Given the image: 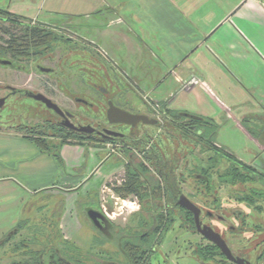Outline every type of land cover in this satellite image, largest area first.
<instances>
[{"label":"crops","instance_id":"1","mask_svg":"<svg viewBox=\"0 0 264 264\" xmlns=\"http://www.w3.org/2000/svg\"><path fill=\"white\" fill-rule=\"evenodd\" d=\"M22 1L23 7L12 9L16 4L8 0V10L37 20L15 10H35L41 0ZM47 3L51 10L86 12L87 17L108 12L104 16L109 17L108 22L96 30L102 40L95 49L108 55L106 60L114 75H122L119 81L113 80L115 91L121 89L118 82H125L144 99L156 101L175 115L213 120L218 125L215 146L228 154H235L229 147L240 152L243 146H231V140H224L227 130L233 134L232 140L246 137L256 148L262 146V130L250 133L243 121L248 118L264 123V0ZM85 149L67 144L57 158L42 151L29 137L0 132V241L8 233L18 230L17 235L22 230L19 216L30 197L40 192L64 191L69 204L59 216L61 228L70 222L67 214L71 207L74 211L77 192L88 184L89 176L98 173V162L86 167ZM248 154L255 152L251 149ZM113 171L109 168L100 179L97 176L96 184L103 183Z\"/></svg>","mask_w":264,"mask_h":264},{"label":"flooded vegetation","instance_id":"2","mask_svg":"<svg viewBox=\"0 0 264 264\" xmlns=\"http://www.w3.org/2000/svg\"><path fill=\"white\" fill-rule=\"evenodd\" d=\"M5 11L17 15L9 10ZM1 19L4 22L19 25L17 24L18 20L6 17ZM22 21H25L23 27L26 29L39 28L51 36L40 47L33 44H23L21 42L23 37L14 42L11 37L2 41L0 60L11 62V64H0V132L18 133L51 148H57L63 142L75 143L85 148L87 147L85 144H92L96 150L107 154L106 158L99 162L98 171L109 157L116 159L119 168L124 170V175L121 180H117V185L113 187V190L117 193L119 189L128 188L130 181L131 184L135 183L137 190L131 189L128 198L142 203V216L141 214L140 216L144 223L143 227L140 225L137 228L120 229L111 222L110 232L104 234L112 240L114 238L118 240L119 248L124 255V264H132L126 246L135 250L145 249L147 252L144 253V251L142 255L145 259L151 255V261L168 233L167 231L161 234L162 218L177 216L179 220H185L188 227L192 228L196 234L201 235L197 230L194 213L179 204L182 195L200 209L202 225L211 227L221 235L226 243V239L213 228L211 222L216 220L221 222L233 234L254 233L256 231V234L264 235V226L246 227L244 225L245 219H243L241 221L243 227L240 230L234 226H229L231 219H226V217L215 213L222 208L221 201L216 196L217 183L230 186L240 182L227 178L214 179L212 172L219 170L222 160H226L229 166L236 165L240 169L247 165L240 163L238 158L226 152H212L213 149L210 144L205 149L207 153L213 154L207 161L199 160L196 155L197 135L202 136V132L197 133L195 131L197 124L195 118H178L176 115L166 114L163 107L144 99L139 91L134 92L131 86L125 82L118 95L114 96L118 104L115 103L114 98L105 99L104 97L109 95V91L98 86L94 87V90L98 91L99 95L91 91L88 93L84 91L89 100L78 95V92L72 96L69 91L68 65L64 56H54L53 32L50 31L52 28L45 23L40 24V27L37 24L29 26L27 22L30 23L31 19L26 20L24 18ZM129 91L135 93L139 100L141 99L144 109L129 107V97L126 95L127 98L124 99V95L128 94ZM37 95H42L50 100L59 108L60 112L49 107L42 100L36 99L35 96ZM118 100H124V104L119 103ZM110 101L116 107L129 113L147 115L151 123L140 121L133 125L111 122L107 114ZM71 102L74 103V108H71ZM85 108L93 109L96 118H80ZM262 124L263 129L259 140L262 142L263 153L254 156L255 159L248 165L249 171L255 176V178L247 181L252 185L250 191L264 190V160L262 159L264 154V123ZM88 126L95 131L91 134L80 131ZM105 131H112L119 135L107 136ZM211 144L213 145V142ZM111 168L115 170L114 167ZM105 181L104 186H110ZM201 183L206 186L199 190ZM111 185L114 184L111 183ZM183 187H189L190 192L186 193ZM160 192L162 195L159 196ZM198 192L202 198L201 208L196 200ZM86 201L82 207L84 216L88 220L89 209L105 215L100 210L97 200L92 198L88 202ZM243 213V210L230 211L231 216L234 217L235 214ZM234 217L232 219L236 221ZM97 231L101 233L99 230ZM159 235L162 237L160 242H157ZM207 241L212 246H216L209 240ZM263 244L264 241L261 240L259 246ZM227 245L231 249L228 243ZM218 250L224 258L222 264H237L227 259L219 248ZM231 251L234 256L242 257L251 264H264V252L257 258L250 259L248 254L244 252L237 253L232 249Z\"/></svg>","mask_w":264,"mask_h":264},{"label":"rangeland","instance_id":"3","mask_svg":"<svg viewBox=\"0 0 264 264\" xmlns=\"http://www.w3.org/2000/svg\"><path fill=\"white\" fill-rule=\"evenodd\" d=\"M13 1L16 5L12 6V9H14L13 7L18 9L24 6V1L22 0ZM7 3L8 0H0V9L8 10ZM41 3L35 10L15 11L24 16L37 19L30 21V23L28 21L27 24L29 26H33V24L39 26L45 23V25L52 28L50 31L56 35L55 39H52L54 40L52 45L55 53L54 56H64V60L68 65L67 74L70 84V94L73 96L78 92V95L89 100L84 91H87V93L91 91L99 95V92L94 90V87L98 86L109 91V95L104 97L105 99L114 98L115 103L118 104L114 96L118 95L120 88L115 91V83L113 80L119 81L122 75L119 73L114 75L110 63L106 60L108 55H103L95 49V46H99L102 40L99 31L96 30L100 29L102 24L104 25L108 22L107 18L109 17H104L108 15V12L102 10L87 17L84 15L86 12H70L62 9L51 10L47 0H41ZM3 17L5 18V16ZM26 20L30 19L26 18ZM17 24L19 25L4 22L3 19H0V48H2V41L5 38H12L13 35H15V39L19 38L23 31L26 30L23 27L25 21L18 20ZM107 43L104 42V44ZM118 83L120 87H124V82ZM129 92L124 95V99L127 96L129 97V107L131 106L133 109H144L141 99L139 100L135 93ZM149 101L157 103L152 99ZM118 102L124 104V100H118ZM71 108H74V103L72 102ZM80 118H96V115L93 109L85 108ZM251 120L246 118L243 123H246L248 127L251 125L253 127L251 129L253 130L263 129L262 123L251 122ZM195 126L197 133L202 132V136L197 135V158L207 161L213 154L207 153L205 149L207 145L210 144V147L213 149L212 152H220L221 149L211 144L212 135L207 133V130H210L212 127L211 124H196ZM226 132L227 134L223 136V139L231 140V146L235 145L239 147L238 144L243 146L240 152H236L232 147H229V149H232V153H235L233 155L239 159L238 161L240 163L249 165L255 159L254 156L261 152L263 153V146L256 148L249 138L241 137L240 139L232 140V138L234 139L233 134L231 135L229 130ZM67 144L70 143L67 142ZM85 145L87 146L84 151V157L87 160L86 167H90V163L93 161L99 163L106 158L107 154L96 150L94 145ZM190 146L192 145L190 144ZM251 149L256 155L253 154L251 156L248 154ZM215 156L216 154L214 158ZM262 159L264 160V154ZM60 167L65 168V165L60 164ZM111 167L115 168L113 173H116H112L113 175L109 174L107 179H105L107 180L105 182H108L110 186L105 187L104 182L102 183L101 181L96 184L95 178L98 176L100 179L101 174H105ZM118 168L119 165L116 163V159L109 157L99 169L96 177H88L90 183L88 182L86 186L81 187L77 192L76 198H74L75 205L73 203L74 211H72L71 207L70 212L67 214L69 215L70 222L63 225L62 228L59 216L61 214L64 215L63 213L66 212L69 204L66 202V197L62 195L64 191H52V193L40 192L37 195H32L23 210V214L18 219L19 228L22 230L17 235H13L7 243L0 247V264H38L41 253H44L43 264H52L53 262L54 264H60V260L62 259H67L72 264H99L107 262L124 264V255L119 248L118 240L116 238L112 240L110 237L99 233L84 216L82 207L84 201L87 200L86 202H88V200L93 198L99 203L100 210L107 213L109 220L120 229L137 228V226L144 225L141 219L142 203L132 198L121 197L113 190V187L117 185V180H121L124 175V170ZM229 169L230 166L227 161L222 160L219 170L212 172L214 179L226 178ZM243 170V168L235 169L233 172L235 175H238L235 177L240 182L237 185L227 186L217 183L216 186V196L221 201L222 208L215 213L226 217V219H231L229 226H234L240 230L243 227V222H241L243 219H245L244 225L246 227L258 228L264 226V202L252 203L245 200V196L251 192L250 187L252 185L248 182L245 183L246 176ZM111 183L114 185H111ZM205 186L201 183L199 190L205 188ZM183 188L186 193L190 192L189 187ZM196 200L201 208L202 198L200 192H198ZM231 210H243L244 213L235 214L234 217L230 214ZM233 217L236 221L232 219ZM170 219L169 230L164 242L158 247L157 253L151 261L148 260L147 264L223 263L222 260L224 258L220 252L214 249L205 238L196 234L192 228L188 227L185 220L181 219V221L177 216ZM211 224L215 230L223 235L231 249L237 253L244 252L248 254V258L253 259L264 252V244L259 246L261 240L264 241V235H258L256 231L254 233L233 234L227 226L217 220L211 222ZM161 237L159 235L156 241L160 242ZM206 247L213 248L212 257L206 256L203 253Z\"/></svg>","mask_w":264,"mask_h":264},{"label":"trees","instance_id":"4","mask_svg":"<svg viewBox=\"0 0 264 264\" xmlns=\"http://www.w3.org/2000/svg\"><path fill=\"white\" fill-rule=\"evenodd\" d=\"M3 16H5L6 18H9V19H14V20H23L24 19V18H21L20 16L10 14L9 12H7L5 10L0 9V19L3 18ZM50 36L51 35L50 34L48 35V33L46 31H44L42 29H39V28H37V29H26L20 35L21 38L23 37V40L21 41L23 44L24 43H26V44H33L34 46H38V47H40L41 44L44 45L47 42V40H49ZM52 36H53L52 39H55L56 35L54 33H52ZM14 37H15V35H13V37H12V41L13 42L16 39L18 40V38L15 39ZM166 114L175 115V114H173V112H170V111H166ZM176 117H178V118H184L180 114L176 115ZM193 118H196L195 119V123H197V124H211L212 125V127L210 128V130H207V133L209 135L210 134L212 135V142H213V145H215V135H216V132L218 131V125L213 120H208V119H204V118H201V117H193ZM243 127H245L246 129H248L250 133L255 132V131H253V129H251L250 127H248V125L246 123L245 124L243 123ZM32 141L42 151L48 152L49 154H52V155H54L57 158L60 157V149L63 147V145H66L67 144V142H63L57 148H55V147H52L51 148V147H48L47 145H45V144H43V143H41L39 141H36L34 139H32ZM220 152H224V151L221 150ZM242 167L244 169L243 172L245 173V176H246L245 182H247L249 179L255 178L254 174L249 171L250 168L248 167V165L245 166V167L244 166H242ZM235 169H240V168H237L236 165H231L230 166L229 172L227 174L228 176L226 177L227 179L237 181L235 179V177H237L238 175H235L233 173L235 171ZM131 189H133V190L136 189L137 190V186L135 185V183L134 184H131V181H130L128 188H125L123 190L122 189L121 190L119 189L117 191V193L121 197L128 198V195H129ZM249 193L250 194H247L245 196V200L246 201L252 202V203H260V202H263L264 201V190H256V191L253 190V191H251ZM160 195H162L161 192L159 193V196ZM170 218H172V217L162 218L160 229H162V232L163 233L164 232H167L169 230V225H170L169 223L171 222V219ZM167 220H169V221H167ZM9 240H7L5 243H7ZM126 248L128 249L129 257L131 258V261H132L131 263L132 264H147L148 263V260L150 261V256L151 255H149L148 258H146V260H145V258L142 255V253L145 251V249L139 248V250H135L134 248H132L130 246L129 247L126 246ZM213 248L216 249L217 251H219L216 246H213ZM213 248L206 247L204 249L203 253L206 256L212 257ZM56 252L59 253L58 251H56ZM146 252L147 251H145L144 253H146ZM31 253H29V254H31ZM43 254L44 253H41L39 255V259H38L39 262H38V264H43ZM144 261H145V263H144ZM19 263H22V262H19ZM52 264H54V262ZM60 264H72V263L69 260H67V259H62V260H60ZM99 264H110V263H99Z\"/></svg>","mask_w":264,"mask_h":264},{"label":"water","instance_id":"5","mask_svg":"<svg viewBox=\"0 0 264 264\" xmlns=\"http://www.w3.org/2000/svg\"><path fill=\"white\" fill-rule=\"evenodd\" d=\"M0 64L9 65L11 64V62L0 60ZM35 97L36 99L42 100L43 102H45L49 107L54 108L56 111L60 112L59 108L55 104H53L50 100L46 99L42 95H37ZM107 114H108L109 120L113 123H124V124H133V125L140 121H143V123H151L149 122V117L147 115L129 113L125 110H122L116 107L112 101L109 102V109H108ZM113 118H116V119L114 120ZM80 131H84L86 133L91 134L95 130L92 127L88 126V127L82 128ZM104 133L107 136H118L119 135L112 131H105ZM179 204L187 208L192 213H194L198 232L204 238H206L207 240L212 242L214 245H216L220 249L221 253L227 257V259L237 264H251L242 257L234 256V253L231 251V249L228 247L227 243L225 242V240L221 237L219 233L215 232L209 226L202 225V222L200 221V214H201L200 209L196 205H194L186 196L184 195L181 196ZM104 214L105 215L93 209L88 210V216H89L90 223L95 229L99 230L103 234H105L106 232H110V228L112 225L107 214L106 213ZM17 231L18 230L11 232L4 240H1L0 247L3 246L7 240L12 238L13 235H15Z\"/></svg>","mask_w":264,"mask_h":264},{"label":"built area","instance_id":"6","mask_svg":"<svg viewBox=\"0 0 264 264\" xmlns=\"http://www.w3.org/2000/svg\"><path fill=\"white\" fill-rule=\"evenodd\" d=\"M107 214V213H106ZM108 216V215H107Z\"/></svg>","mask_w":264,"mask_h":264}]
</instances>
